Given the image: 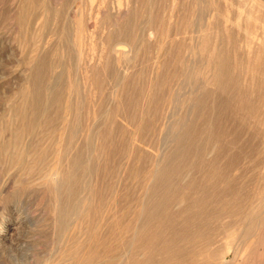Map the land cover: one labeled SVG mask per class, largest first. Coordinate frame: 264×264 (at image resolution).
<instances>
[{"label":"rangeland","instance_id":"374dc122","mask_svg":"<svg viewBox=\"0 0 264 264\" xmlns=\"http://www.w3.org/2000/svg\"><path fill=\"white\" fill-rule=\"evenodd\" d=\"M0 264H264V0H0Z\"/></svg>","mask_w":264,"mask_h":264},{"label":"bare ground","instance_id":"6f19581e","mask_svg":"<svg viewBox=\"0 0 264 264\" xmlns=\"http://www.w3.org/2000/svg\"><path fill=\"white\" fill-rule=\"evenodd\" d=\"M122 47H125L124 45H121ZM117 47V46H116ZM122 47H120L121 49L120 50H123ZM119 48H116L115 51H118ZM125 51V50H124Z\"/></svg>","mask_w":264,"mask_h":264}]
</instances>
